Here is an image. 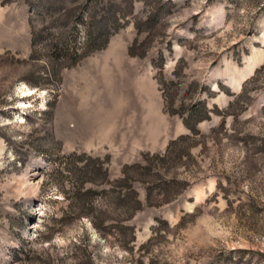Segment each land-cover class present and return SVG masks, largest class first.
<instances>
[{
    "label": "rangeland",
    "instance_id": "obj_1",
    "mask_svg": "<svg viewBox=\"0 0 264 264\" xmlns=\"http://www.w3.org/2000/svg\"><path fill=\"white\" fill-rule=\"evenodd\" d=\"M263 65L264 0H0V264H264Z\"/></svg>",
    "mask_w": 264,
    "mask_h": 264
},
{
    "label": "trees",
    "instance_id": "obj_2",
    "mask_svg": "<svg viewBox=\"0 0 264 264\" xmlns=\"http://www.w3.org/2000/svg\"><path fill=\"white\" fill-rule=\"evenodd\" d=\"M92 42H95L96 39L95 38H91ZM94 45V44H93ZM106 45H102V46H96L94 45V49H103L105 48ZM133 51V49H132ZM264 70V65L257 69L255 74L244 83L243 85V89L242 92L238 95L235 96V99L229 104L228 109L226 112L221 113L220 115L222 116V120L220 122V125L217 128L212 129V133H217L219 132V130H223L225 125H226V119L229 116H233L234 119L238 118V114L232 112L233 109H235L241 102V100H243L245 97H247V88L249 86L250 83L256 82L259 79L260 73ZM166 105L169 106L170 105V101L168 99V97L166 98ZM217 107H214L212 110H210L207 107L206 102H199L196 103L192 109H190L187 113V115L184 117V123L186 125V127L190 130V132L192 133V135H182L179 138H177L176 140L172 141L168 148H167V153L164 155H156L154 156L155 159L159 160L160 162L165 160V158L167 157V154H169V152L174 149L176 146L187 142L189 140L192 139L193 136L200 134V132L197 130V126L198 124L210 120L211 119V113L216 112L217 113ZM153 158H150V173H151V169L152 166H154L153 164ZM137 165H133V166H125L123 169V178L119 179L117 181V184L119 185V187H121L122 189H126V193L123 194V199L127 200V198H131L134 203H135V211H140L143 208V203L138 199V194L133 190V186H132V182L137 180L136 177L132 174L133 170L135 168H137ZM145 170H149L148 168H145ZM151 175V174H150ZM156 183V182H155ZM155 183L152 182V184L155 185ZM176 182H174L173 184H175ZM175 185H178L180 187V191L176 194H172V195H168L166 196V204H170L172 203L175 199H177L178 195H180V193H182L183 191H185L187 189L188 185L185 184H179L176 183ZM161 189V188H160ZM152 195V190L150 189V194H148V196H150L151 198Z\"/></svg>",
    "mask_w": 264,
    "mask_h": 264
},
{
    "label": "bare ground",
    "instance_id": "obj_3",
    "mask_svg": "<svg viewBox=\"0 0 264 264\" xmlns=\"http://www.w3.org/2000/svg\"><path fill=\"white\" fill-rule=\"evenodd\" d=\"M253 60H255V59H253ZM257 60L259 61V59H257ZM256 64H257V63H256ZM256 64H255V62H254V64H251V65H252L251 67H253V66L256 65ZM254 67H255V66H254ZM254 67H253V68H254ZM249 68H250V67H249ZM249 71H250V70H249ZM199 194H200V193H199Z\"/></svg>",
    "mask_w": 264,
    "mask_h": 264
}]
</instances>
